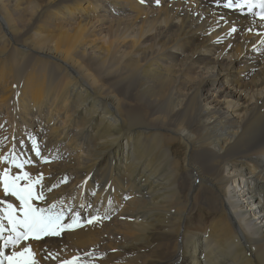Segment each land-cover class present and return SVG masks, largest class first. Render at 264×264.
<instances>
[{
    "label": "bare ground",
    "instance_id": "obj_1",
    "mask_svg": "<svg viewBox=\"0 0 264 264\" xmlns=\"http://www.w3.org/2000/svg\"><path fill=\"white\" fill-rule=\"evenodd\" d=\"M224 1L0 0V174L78 221L5 254L264 264V22Z\"/></svg>",
    "mask_w": 264,
    "mask_h": 264
},
{
    "label": "snow or ice",
    "instance_id": "obj_2",
    "mask_svg": "<svg viewBox=\"0 0 264 264\" xmlns=\"http://www.w3.org/2000/svg\"><path fill=\"white\" fill-rule=\"evenodd\" d=\"M245 5L249 11L255 6L252 0H235V2L226 0L223 6L239 9ZM259 7L264 10V0H259ZM261 19H264V11L261 12ZM232 31L235 32L236 29L233 28ZM33 151L37 156H40V150L35 144ZM3 159L6 157H0V160ZM11 164L15 168L23 170V164L17 160L15 155L11 158ZM10 172L11 168H5L0 174V185H2L5 196L10 195L19 201V209L17 210L11 203L0 200V204L4 205L3 208H0V213H2L0 215V239L3 240V244H0V264H36L35 254L30 245L24 246L18 251L13 250L10 254H5L4 249L10 245L15 249L21 242L28 244L29 241L39 240L43 236L60 235L66 227L70 228L78 221L74 217L73 225H65L62 223L63 213L55 211L54 204L47 208L34 205L33 201L45 199L42 174L33 179L27 171H22V174L18 175H10ZM37 185L41 186L39 191ZM4 220L7 221V227L3 223ZM5 231L8 232L7 236L3 235ZM63 264H78V258L65 260Z\"/></svg>",
    "mask_w": 264,
    "mask_h": 264
},
{
    "label": "rangeland",
    "instance_id": "obj_3",
    "mask_svg": "<svg viewBox=\"0 0 264 264\" xmlns=\"http://www.w3.org/2000/svg\"><path fill=\"white\" fill-rule=\"evenodd\" d=\"M206 178H209V176L205 175Z\"/></svg>",
    "mask_w": 264,
    "mask_h": 264
}]
</instances>
